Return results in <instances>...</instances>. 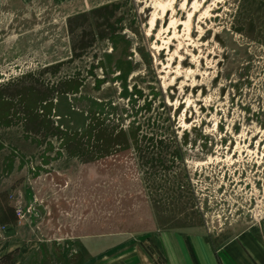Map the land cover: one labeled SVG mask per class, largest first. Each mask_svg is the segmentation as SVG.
Segmentation results:
<instances>
[{
  "label": "rangeland",
  "instance_id": "1",
  "mask_svg": "<svg viewBox=\"0 0 264 264\" xmlns=\"http://www.w3.org/2000/svg\"><path fill=\"white\" fill-rule=\"evenodd\" d=\"M166 1L0 0V264L264 217V0Z\"/></svg>",
  "mask_w": 264,
  "mask_h": 264
},
{
  "label": "crops",
  "instance_id": "2",
  "mask_svg": "<svg viewBox=\"0 0 264 264\" xmlns=\"http://www.w3.org/2000/svg\"><path fill=\"white\" fill-rule=\"evenodd\" d=\"M97 257V264H264V217L211 236L157 231L149 234V251L123 244Z\"/></svg>",
  "mask_w": 264,
  "mask_h": 264
},
{
  "label": "flooded vegetation",
  "instance_id": "3",
  "mask_svg": "<svg viewBox=\"0 0 264 264\" xmlns=\"http://www.w3.org/2000/svg\"><path fill=\"white\" fill-rule=\"evenodd\" d=\"M127 62V61H126ZM126 64H128V62L127 63H125V61H121L120 62V64H118L119 66V69H118V71H120L123 67H125V65ZM100 67L104 70L106 67H105V64H104V62H103V64L102 63H100ZM122 85H123V83H122ZM124 92L126 93V91L124 90ZM132 92V91H131ZM127 97V96H126ZM133 99H128V97H127V99H128V102L129 101H131L133 104V107L137 104V100L138 99H140L141 97H142V92H140V91H138V90H136L135 92H134V94H133ZM144 106V105H143ZM51 106H49L47 109H49ZM54 107H55V105H54ZM59 107L57 106L56 107V109L57 110H59L58 109ZM75 112H80V111H78V110H75L74 108H69V109H67V110H65V111H63V112H59V111H57V115H65L66 117H67V119L68 120H64V121H62V124H66V127H67V124L69 125L70 123H75V124H78L77 126H79V124L82 126V129L84 130V132L86 131L85 130V128H87L88 126L86 125L87 124V117H85V118H83V116H82V118H81V121H80V123H78V121H79V117L77 116V115H79L78 113H75ZM80 115H102V114H99V113H97V114H94V113H89V112H87V113H83V112H81L80 113ZM59 118V120H62L63 118L62 117H58ZM90 119H91V117H89ZM89 124H91L90 126H89V129L90 130H93V124L92 123H89ZM76 129H80L79 127H76Z\"/></svg>",
  "mask_w": 264,
  "mask_h": 264
},
{
  "label": "bare ground",
  "instance_id": "4",
  "mask_svg": "<svg viewBox=\"0 0 264 264\" xmlns=\"http://www.w3.org/2000/svg\"><path fill=\"white\" fill-rule=\"evenodd\" d=\"M174 2V0H170V1H166L164 4H162V7H161V16H163L165 10L167 8H170L172 3ZM161 5V4H159ZM158 6V5H157ZM156 8H160V7H156ZM155 19H156V15H153L152 19H151V26H153L154 22H155ZM189 32V31H188Z\"/></svg>",
  "mask_w": 264,
  "mask_h": 264
},
{
  "label": "built area",
  "instance_id": "5",
  "mask_svg": "<svg viewBox=\"0 0 264 264\" xmlns=\"http://www.w3.org/2000/svg\"><path fill=\"white\" fill-rule=\"evenodd\" d=\"M17 215H18V218L22 216V211H20V209L17 210Z\"/></svg>",
  "mask_w": 264,
  "mask_h": 264
},
{
  "label": "water",
  "instance_id": "6",
  "mask_svg": "<svg viewBox=\"0 0 264 264\" xmlns=\"http://www.w3.org/2000/svg\"><path fill=\"white\" fill-rule=\"evenodd\" d=\"M213 234H216L215 232H213Z\"/></svg>",
  "mask_w": 264,
  "mask_h": 264
}]
</instances>
